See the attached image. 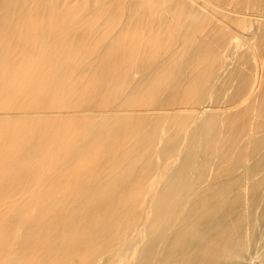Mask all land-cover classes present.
<instances>
[{"label": "bare ground", "instance_id": "bare-ground-1", "mask_svg": "<svg viewBox=\"0 0 264 264\" xmlns=\"http://www.w3.org/2000/svg\"><path fill=\"white\" fill-rule=\"evenodd\" d=\"M0 264H264V0H0Z\"/></svg>", "mask_w": 264, "mask_h": 264}, {"label": "rangeland", "instance_id": "rangeland-1", "mask_svg": "<svg viewBox=\"0 0 264 264\" xmlns=\"http://www.w3.org/2000/svg\"><path fill=\"white\" fill-rule=\"evenodd\" d=\"M255 257H256V256L254 255V256H253V259H255L256 261H254V260L252 259L253 262H255V263H259V262H260L259 259H258L257 257L255 258ZM257 260H258V261H257Z\"/></svg>", "mask_w": 264, "mask_h": 264}]
</instances>
